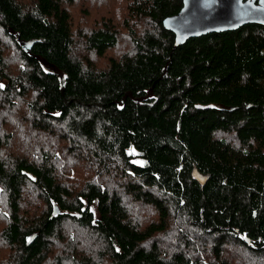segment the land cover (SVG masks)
Returning <instances> with one entry per match:
<instances>
[{"label": "trees", "instance_id": "16d2710c", "mask_svg": "<svg viewBox=\"0 0 264 264\" xmlns=\"http://www.w3.org/2000/svg\"><path fill=\"white\" fill-rule=\"evenodd\" d=\"M181 7L0 0V264H264V26Z\"/></svg>", "mask_w": 264, "mask_h": 264}, {"label": "water", "instance_id": "95a60500", "mask_svg": "<svg viewBox=\"0 0 264 264\" xmlns=\"http://www.w3.org/2000/svg\"><path fill=\"white\" fill-rule=\"evenodd\" d=\"M247 24L264 26V0H182L180 10L163 19V26L174 33L177 44ZM192 176L201 187L208 179L196 167Z\"/></svg>", "mask_w": 264, "mask_h": 264}, {"label": "rangeland", "instance_id": "374dc122", "mask_svg": "<svg viewBox=\"0 0 264 264\" xmlns=\"http://www.w3.org/2000/svg\"><path fill=\"white\" fill-rule=\"evenodd\" d=\"M130 152L132 153V154H136V152L133 150V149H130Z\"/></svg>", "mask_w": 264, "mask_h": 264}, {"label": "snow or ice", "instance_id": "6c2138e0", "mask_svg": "<svg viewBox=\"0 0 264 264\" xmlns=\"http://www.w3.org/2000/svg\"><path fill=\"white\" fill-rule=\"evenodd\" d=\"M3 87V85L2 84H0V88H2ZM57 115H58V113H57Z\"/></svg>", "mask_w": 264, "mask_h": 264}]
</instances>
